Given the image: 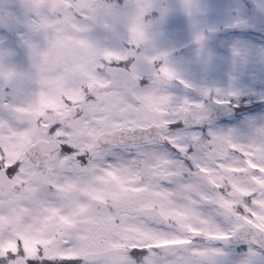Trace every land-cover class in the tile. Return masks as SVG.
Instances as JSON below:
<instances>
[{
    "label": "snow or ice",
    "instance_id": "6c2138e0",
    "mask_svg": "<svg viewBox=\"0 0 264 264\" xmlns=\"http://www.w3.org/2000/svg\"><path fill=\"white\" fill-rule=\"evenodd\" d=\"M204 39L201 35L197 42ZM127 54L100 49L96 71L102 72L99 65L112 56L117 57L112 66L119 71L106 77L111 83L103 91L110 94V103L87 97L94 110L85 144L61 143L54 149L38 145L32 150L33 163L48 182L34 184L17 212L26 226L58 240L59 255L49 258L41 247L38 258H28L27 264H127L97 248L102 237L115 242L122 225L160 239L188 241L169 250L172 264H229L223 243L244 235L259 241L244 264H264V208L258 204L264 201V127L245 139L235 131L212 130L204 120V103L180 102L166 87L178 79L185 88L191 85L166 67L159 73L151 70L150 76L132 72L138 58ZM154 82L158 86L152 87ZM204 95L211 98L212 91ZM5 107L0 104V111ZM59 127L53 125L50 134ZM24 131L22 126L0 128V144L3 137ZM90 158L101 167L90 169ZM4 163L0 161V168ZM20 167L17 161L5 174L13 179ZM108 173L120 181L111 180ZM236 189L240 191L232 195ZM112 196L117 207L110 203ZM154 202L163 203L172 216L148 214L145 207ZM177 214L184 216L180 223L173 218ZM204 230L226 238L210 241L196 234ZM12 240L20 250L5 254ZM152 242L130 241L141 245L129 253L138 264L147 254L142 245ZM24 255L13 226L0 224V264Z\"/></svg>",
    "mask_w": 264,
    "mask_h": 264
},
{
    "label": "rangeland",
    "instance_id": "374dc122",
    "mask_svg": "<svg viewBox=\"0 0 264 264\" xmlns=\"http://www.w3.org/2000/svg\"><path fill=\"white\" fill-rule=\"evenodd\" d=\"M109 3L94 5L89 0L82 11L91 17L81 22L50 15L43 21L46 33L40 38L33 33H13L9 26L14 22L9 25L7 19H0V90L7 99L6 107L0 111V124L6 123V128H25L23 133L3 137L0 161L6 160L4 166L19 160L26 144L40 137H54L61 143L76 146L85 144V129L94 110L87 97H94L96 103L111 102L110 94L103 91L108 87L107 75L96 71L100 49L125 55L130 48L127 55L138 58L132 65V72L143 71L150 76L151 70L156 73L165 67L170 69L191 85L185 88L178 79L177 87L166 86L168 93L180 102L187 99L206 105L210 99L204 95L206 90H211L217 97H236L241 93L252 97L249 112L240 115V119L232 118L225 123L211 122L208 126L212 130L235 131L241 139H245L264 127V39L235 30L238 23L250 20L246 14L248 6L241 0H113ZM40 23L32 22L33 27ZM201 35L205 39L198 43L197 37ZM21 36L29 43L30 51L40 49L42 39L50 44L65 41L73 50L74 60L46 74L32 71L27 58L15 43V39ZM43 52H47L46 44ZM107 59L117 60V57ZM104 65H99L102 72ZM45 79L51 82L49 88L42 85ZM156 86L153 83L152 87ZM83 97H86L87 104L78 112ZM46 109L52 110L50 115L40 118L45 115ZM60 113L71 115V126H61L50 134L49 129L53 123L56 124ZM234 120H241L242 127L238 128ZM243 129L249 132L244 134ZM17 135L18 140L15 139ZM100 167L98 160L90 158V169ZM30 172L28 166L21 163L19 174L13 178L15 188L9 195L0 197V224L13 226L17 238L23 242L26 257L38 258L43 247L44 254L54 258L59 255L58 240L45 238L39 230L26 226L17 212L20 202L28 198L36 184L29 181ZM108 176L113 181H120L115 173H108ZM239 191L236 189L234 192ZM110 203L113 207L118 206L115 196ZM160 204L164 214L172 216L166 206ZM173 218L180 223L184 216L177 214ZM65 223L68 221L65 220ZM131 240H151L150 244H153L165 239L122 225L115 242L102 237L97 246L105 248L132 244ZM19 250L16 240L9 241L4 247L5 254ZM124 261L135 263L130 256ZM145 264H172V261L168 259V254L162 253L158 257L149 255Z\"/></svg>",
    "mask_w": 264,
    "mask_h": 264
},
{
    "label": "flooded vegetation",
    "instance_id": "af4514ba",
    "mask_svg": "<svg viewBox=\"0 0 264 264\" xmlns=\"http://www.w3.org/2000/svg\"><path fill=\"white\" fill-rule=\"evenodd\" d=\"M242 1L247 6H249V14H250L249 17H251L253 21L255 20V16H256V9L264 11V0H242ZM48 2L49 0H0V19L2 18L7 19L9 25L12 24V22H14V24L9 26L13 30L12 31L13 33H33L35 36H38V38H40L43 33H46V27L43 24V21L48 19L50 15L65 16L66 20L70 19L71 21H75L78 17H81L82 14L89 15L82 11V9L86 6L89 0H58V3H62V5L58 4V6L55 7L54 12H51L48 8H46V4ZM92 3L94 5L95 4L107 5L109 2L108 0H92ZM33 21H41V23L37 27H33L32 24ZM35 28L38 30L36 31ZM22 38L23 37L21 36L19 40V45L21 46L22 54L27 59L31 53L32 54L38 53L42 57H46L49 49L52 46L57 44H67V42L65 41H58L56 43L54 42L50 44L48 43L49 41L45 42L42 39L39 42L40 49H38L37 51L36 50L30 51L31 48L29 46V43ZM33 40L38 41L37 38H33ZM45 44H46L47 52L41 53ZM73 60H74L73 57L69 61L62 60L59 63H57L55 66H53L46 73L51 72L56 67L58 68L60 66H65ZM247 109L248 108H246V110ZM226 111L227 109H224V112ZM232 118L240 119L236 115H229L227 117L221 119H215L213 121H223V123H225L226 121H229L228 119H232ZM241 120H236V121L234 120V122H236L235 125L239 126L238 128L242 127ZM242 132L246 134L247 132H249V130L243 129ZM237 193L238 192H233L232 195H236ZM258 204L260 207L264 208V201H259ZM150 206H156L159 207V209H161V204L159 202H154L150 204ZM196 234L197 235L202 234L205 237H207V239L210 241L221 240L226 238V234L219 232H211L208 230L197 232ZM257 241L258 240H256L254 237L248 235H244L239 238H233L231 241H226L223 243L222 251L225 253L227 259L229 260V264H244L245 260L251 258V253L257 250L255 247V245H258ZM186 243H188V241H186ZM132 245L134 244L124 245V246H128L129 250H127V252L124 254L123 261L126 260V258L129 256L132 257L129 254L132 249L131 247ZM148 250H147V254L142 258V261H140L139 264H145V259L149 255L158 257L159 255L164 253L162 252L163 251L162 249L152 246ZM164 254H168V253H164ZM132 258L135 259L134 264H138L136 258L134 257Z\"/></svg>",
    "mask_w": 264,
    "mask_h": 264
},
{
    "label": "water",
    "instance_id": "95a60500",
    "mask_svg": "<svg viewBox=\"0 0 264 264\" xmlns=\"http://www.w3.org/2000/svg\"><path fill=\"white\" fill-rule=\"evenodd\" d=\"M261 19L264 21V16L261 17ZM261 19L260 21L253 26L254 29L256 30H262L261 29V26L259 25V23L261 22ZM264 32V29L262 30ZM67 48L66 47H56V48H52V52L50 54V56L46 59V60H41L39 59L37 56H31V63L33 66L41 69V70H47L50 66H52L53 64H55L56 62H58L61 58H64V57H68V54L67 53ZM46 85L48 83H45ZM169 84H172V85H177L176 82L172 81L170 82ZM1 94H0V102H1ZM209 118H213V115H208L206 117H204V120H207ZM62 122L68 126V122H67V119L64 118L62 119ZM3 126H1L0 128H2ZM43 146L47 149H54L56 147L59 146L58 143H56L54 140H43V139H38L36 142L32 143L30 146H28L25 151L23 152V158L22 160L23 161H26L29 163L30 167L34 168L35 171L31 174V180L33 181H37L39 183H46L47 182V177L43 176L40 172L37 171L34 163H33V160L31 158V153H32V150L34 148H36L37 146ZM49 171H50V168H49ZM2 180H3V183L1 184V186L3 187H6L8 186L9 187V191L12 189V185H11V182L9 181V179H7L5 176L2 175ZM147 213L148 211L145 210ZM149 214H151L149 212ZM105 254H108L110 255L113 259L117 260V261H121V254L123 252V249L122 248H113V249H108V250H105V251H101ZM16 264H27L26 260L24 259H21L19 258L17 263Z\"/></svg>",
    "mask_w": 264,
    "mask_h": 264
}]
</instances>
